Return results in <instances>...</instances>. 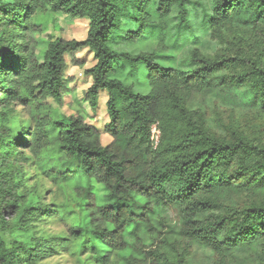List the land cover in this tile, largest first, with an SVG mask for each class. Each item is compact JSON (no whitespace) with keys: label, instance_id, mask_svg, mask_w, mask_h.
Wrapping results in <instances>:
<instances>
[{"label":"trees","instance_id":"trees-1","mask_svg":"<svg viewBox=\"0 0 264 264\" xmlns=\"http://www.w3.org/2000/svg\"><path fill=\"white\" fill-rule=\"evenodd\" d=\"M188 2L0 0V264H43L58 245L35 234L46 207L38 197L26 200L19 193L23 176L17 168L28 161L17 147L36 157L52 145L60 154L55 175L66 181V169L76 167L105 192L104 200L93 204L75 189L81 217L72 233L87 240L98 264H188L192 248L216 255L213 264H264V138L237 122L216 131L206 111L195 106L198 100L216 99L264 115V0H211L203 25L218 31L247 11L261 33L251 42L238 40L228 56L210 59L194 49L192 71L165 67L154 52L112 47L122 17L130 19L125 40L132 43L146 36L162 42L160 22L173 14L183 32L189 31ZM42 10L86 19V38L48 41L38 58L32 39L42 30L32 15ZM83 49L96 60L86 71L92 84L85 100L94 110L99 92L107 93L104 133L111 141L101 145L100 132L80 114L38 117L30 131L13 136L12 102L32 100L38 109L51 98L60 105L68 91L65 57ZM124 65L136 78L144 72L146 93L120 76ZM225 69L230 74L223 75ZM153 124L159 130L156 146ZM161 209L180 216L175 255L165 248Z\"/></svg>","mask_w":264,"mask_h":264},{"label":"rangeland","instance_id":"rangeland-1","mask_svg":"<svg viewBox=\"0 0 264 264\" xmlns=\"http://www.w3.org/2000/svg\"><path fill=\"white\" fill-rule=\"evenodd\" d=\"M212 9L211 0H189L188 24L190 28L186 32H183L184 27H179V18L176 14L166 19L162 18L160 26L163 41H160L161 44L147 36L136 43L125 40V31L129 30L130 26L124 24L130 19L122 17L120 30L112 39V47L130 53L154 52L157 54L159 64L188 72L196 67L190 58L194 49L210 59L216 56H228L234 54L238 40L251 42L255 35H260L259 30H254L253 20L247 11L236 13L231 24L214 31L202 24L203 13H211ZM32 19L42 30V32L35 33L32 39L38 58V54L45 50L48 41L56 38L82 41L86 38L88 29L86 19H71L61 13L53 15L48 10L35 12ZM190 31L193 32V36H188ZM65 63L64 79L67 82L68 91L62 103L58 105L53 99L47 98L37 109L32 100L27 103L13 101L12 112L8 116V126L13 128L12 135L16 136L19 133L22 135L24 133L22 131H30L38 121V117L57 119L60 116L80 114L85 118L86 123L93 125L100 132L101 145L106 146L111 141L110 136L104 133L109 121L106 112L108 95L105 91L99 92L97 106L94 110L85 100V93L92 84V79L86 71L96 63L93 53L88 49H83L74 56H66ZM118 69L121 71L120 76L134 84L138 92L148 91L144 72L139 75L140 78H136L128 66H119ZM230 72V69H225L222 74L228 75ZM141 82L145 84L141 85ZM19 83L22 84V81L19 80ZM195 106L202 107L206 111L209 124L216 131H224L222 127H228L231 123L237 122L246 130L264 138V115L239 110L224 105L216 99L198 100ZM17 150L28 158L26 162L17 163V168L23 176L19 193L25 194L26 200L29 199V195L38 197L39 203L46 207L45 214L35 223L34 232L43 239L52 240V244L58 243L54 247L53 254L43 259L41 263L98 264L90 250V244L86 239L74 235L72 229L81 217L80 199L75 189L79 187L80 196L89 198V201L94 204L104 200L105 192L102 185L95 180L88 181L76 167L72 171L66 169V181L62 176L55 175L52 169L60 172L58 169L60 154L55 145L50 146L36 157L20 147H17ZM86 190L91 194L86 193ZM157 215L158 220L165 219V225L160 227V231L167 239L165 248L170 254L175 255L177 247L174 242L179 229V213L174 209H161ZM3 235L10 245L12 241L7 232H3ZM95 244L99 249L98 242ZM187 259L188 264H213L216 261V255L207 249L192 248ZM231 264L256 263L232 262Z\"/></svg>","mask_w":264,"mask_h":264},{"label":"built area","instance_id":"built-area-1","mask_svg":"<svg viewBox=\"0 0 264 264\" xmlns=\"http://www.w3.org/2000/svg\"><path fill=\"white\" fill-rule=\"evenodd\" d=\"M159 138V130L157 128V124H153L151 127V140L153 141V145L156 146Z\"/></svg>","mask_w":264,"mask_h":264}]
</instances>
